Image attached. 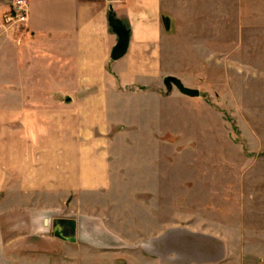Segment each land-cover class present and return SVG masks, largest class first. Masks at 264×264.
<instances>
[{
  "label": "rangeland",
  "instance_id": "374dc122",
  "mask_svg": "<svg viewBox=\"0 0 264 264\" xmlns=\"http://www.w3.org/2000/svg\"><path fill=\"white\" fill-rule=\"evenodd\" d=\"M162 4L170 35L162 39L154 93L131 106L151 109L124 112L138 130H126L134 144L116 148V174L124 177L112 172L111 179V190L146 192L90 197L94 224L107 230L100 245L121 248L119 264H264V0ZM22 28L4 35L11 80L9 97L0 99L4 114L9 107L0 144L8 140L11 170L31 171L37 60L23 51ZM167 76L200 96L165 86ZM0 169L10 171L1 154Z\"/></svg>",
  "mask_w": 264,
  "mask_h": 264
},
{
  "label": "crops",
  "instance_id": "0c3cea01",
  "mask_svg": "<svg viewBox=\"0 0 264 264\" xmlns=\"http://www.w3.org/2000/svg\"><path fill=\"white\" fill-rule=\"evenodd\" d=\"M9 2L0 0V99L9 97L11 80L2 22ZM162 2L28 0L19 42L37 60V161L31 171L11 170L8 140L1 141L2 164L10 171L0 169V264L120 263L116 255L124 251L101 247L107 230L94 224L98 216L88 204L91 196L146 192L111 190V179L112 172L114 179L124 177L117 175L116 148L134 144L126 130H138L139 123L126 125L124 112L151 109L132 107L154 93L162 39L170 35ZM121 33L126 50L113 59ZM5 114L0 110L1 129H7L9 107Z\"/></svg>",
  "mask_w": 264,
  "mask_h": 264
},
{
  "label": "water",
  "instance_id": "95a60500",
  "mask_svg": "<svg viewBox=\"0 0 264 264\" xmlns=\"http://www.w3.org/2000/svg\"><path fill=\"white\" fill-rule=\"evenodd\" d=\"M127 46V36L123 33L119 34V40L113 50L112 58L118 59L120 58L126 50ZM163 83L165 86H172L174 87L180 94L190 97V98H196L199 97V91L196 89L185 87L179 79L173 77V76H167L164 78Z\"/></svg>",
  "mask_w": 264,
  "mask_h": 264
},
{
  "label": "built area",
  "instance_id": "2783aa9c",
  "mask_svg": "<svg viewBox=\"0 0 264 264\" xmlns=\"http://www.w3.org/2000/svg\"><path fill=\"white\" fill-rule=\"evenodd\" d=\"M28 0H10V8L3 16V25L8 30L11 26H22L27 21Z\"/></svg>",
  "mask_w": 264,
  "mask_h": 264
},
{
  "label": "trees",
  "instance_id": "16d2710c",
  "mask_svg": "<svg viewBox=\"0 0 264 264\" xmlns=\"http://www.w3.org/2000/svg\"><path fill=\"white\" fill-rule=\"evenodd\" d=\"M111 26H112V23L110 22Z\"/></svg>",
  "mask_w": 264,
  "mask_h": 264
}]
</instances>
